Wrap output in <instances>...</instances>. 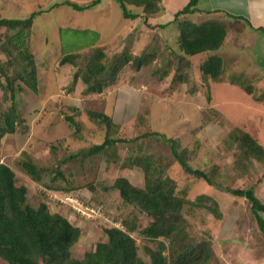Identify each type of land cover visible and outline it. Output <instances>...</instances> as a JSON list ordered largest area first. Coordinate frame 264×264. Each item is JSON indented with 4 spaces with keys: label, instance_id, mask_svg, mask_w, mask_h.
<instances>
[{
    "label": "rangeland",
    "instance_id": "374dc122",
    "mask_svg": "<svg viewBox=\"0 0 264 264\" xmlns=\"http://www.w3.org/2000/svg\"><path fill=\"white\" fill-rule=\"evenodd\" d=\"M66 1L85 5L94 0H0V19H25L36 12L33 34L28 33V37L30 50L38 64V93L34 94L17 82L14 89L19 120L15 132L0 141V164L14 170L17 185L27 189L28 203L36 207L45 201L52 210L64 213L80 229V239L72 248V256L81 259L96 243L107 240L103 223L121 227L123 219L129 215L130 209L120 213L119 197L107 188L123 176L143 185L141 171L129 168V161L124 165L125 160H132L145 151L157 150L159 158H163L161 165H166L167 173L179 184L177 194L188 200L204 194L219 206L220 220L196 210L187 218L191 226L188 230L190 238L198 241L205 233L209 234L218 264H264V236L244 197L231 196L186 174L177 162H171L169 148L160 141L145 139L144 145L142 140L133 141L136 135L146 131L172 139L176 142V152L181 147L188 148L185 163L192 169L205 171L214 165L223 187L250 189L264 202V160L253 161L248 172L239 177L233 169L239 152L233 146H226V143L232 144L229 140L232 135L246 132L264 147V34L252 31L246 21L227 19L224 11L207 13L211 8L226 10L228 0H218L217 3L195 0L194 7L202 13L179 20L200 22L222 18L228 24L222 47L208 54L220 56L224 63L223 73L216 81L209 78L205 81L200 77L199 67L207 54L187 60L180 57L177 28L173 27L168 34V45L159 47L162 50L157 51L152 63L138 72L128 65L101 94H84L80 80L71 86L73 74L84 69L91 50L103 40L106 43L109 40L103 50L107 56L105 60L111 63L124 53L139 55L147 42L151 40L149 45L155 43L160 36L155 31L157 26L142 23L140 33L118 49L125 40L123 22L128 19L123 17L115 0H100L83 12L56 6ZM188 1L177 0L174 6L183 8ZM129 9L136 10L134 7ZM149 22L155 23L153 17ZM4 35V29H0V63L15 62L19 58L15 50L7 52L1 47L7 41ZM149 49L147 47L145 51L149 52ZM68 54H81L76 60L77 66L59 63L60 57ZM10 69L17 71V66ZM164 73L169 74L162 77ZM179 75L183 77L182 82L174 80ZM2 92L0 89L1 113L7 111L11 103L10 100L1 101ZM90 111H102L109 116L115 114L111 117L116 126L106 130V125L90 119ZM65 116H71L74 124L67 123ZM105 138H119L128 143L110 145L98 154H80L62 164L64 174H75V192L60 198L66 203L55 206L44 186L50 183L49 177L57 162L99 145ZM194 144L198 147L196 150L190 147ZM25 160L43 170L41 181H32L22 170L21 164ZM131 211L135 213L138 228L148 224L147 217ZM260 216L264 219V214ZM132 235L137 243H142L137 234ZM189 243L190 240H186L182 244ZM144 258L149 263V258ZM0 264L5 263L0 260Z\"/></svg>",
    "mask_w": 264,
    "mask_h": 264
},
{
    "label": "trees",
    "instance_id": "16d2710c",
    "mask_svg": "<svg viewBox=\"0 0 264 264\" xmlns=\"http://www.w3.org/2000/svg\"><path fill=\"white\" fill-rule=\"evenodd\" d=\"M119 5L121 13L126 19H136L140 13L144 18L159 14L161 11L159 3L161 0H115ZM100 0L85 5L71 1L56 5L69 7L77 12H83L97 5ZM195 0H189L188 4L173 15L170 23L177 28V45L180 57L187 58L207 54L199 69L201 79H212L216 81L223 73L224 63L218 55H208L218 51L224 42L227 33V25L224 19H206L200 22L179 20L181 17L202 13L194 7ZM134 7L136 10L129 9ZM208 14L217 13L209 11ZM227 19L238 21L242 19L223 12ZM36 12L25 19H0V29H4L7 37L2 49L7 51L14 49L19 58L16 61L0 63V89H2V102L11 101L8 110L0 112V141L7 134L15 132L19 117L15 98V86L17 82L24 85L34 94L38 93V64L34 53L30 50L28 33L33 34L32 24ZM245 21V20H244ZM247 22V21H246ZM164 28V27H163ZM264 33L262 28L255 29ZM143 50L139 55L122 54L113 62L107 63L106 53L102 48L95 47L91 50L88 61L83 70L73 74L71 86L78 80L84 85V94H101L105 88L113 84L120 72L128 65L135 71L153 62L156 51ZM81 54H68L60 57L61 65L71 64L77 66L76 60ZM185 65H188L186 62ZM17 66V71L10 69ZM162 67V65H161ZM156 71V70H155ZM159 73V71L157 72ZM167 74L161 75L162 77ZM159 78V76H158ZM182 75L174 80L182 82ZM18 87H21L19 85ZM7 94L9 99L7 98ZM90 119L99 124L106 125V130L115 125L114 119L105 112H88ZM67 123L74 124L71 116H65ZM208 121V117L205 118ZM114 122V123H113ZM78 130V126L75 125ZM234 138V139H232ZM228 138L231 143L228 147H235L238 154L235 157L234 172L242 174L248 172V166L253 161L264 160V147L258 143L250 134L241 132ZM152 139L158 140L167 146L171 162H177L186 174L196 179L203 180L210 187H214L231 196L244 197L250 207V212L255 220L256 226L264 236V202L255 196L250 189H234L223 187L219 181V173L216 166L212 165L207 170L192 169L185 161L188 157V148L181 147L176 152V142L159 134L146 131L136 135L133 141ZM143 141V145H144ZM227 142V140H226ZM117 143H128L123 139L105 138L99 145H94L84 152L68 155L57 162L51 171L50 183L45 184L50 202L59 205L60 198L67 197L73 192V173L64 174L61 165L76 159L81 155L98 154L100 151ZM141 143V144H142ZM191 149L198 147L190 146ZM55 149L53 148V151ZM86 152V153H85ZM157 150L153 152H142L132 160L127 158L124 165L129 161V168L139 169L143 174V185L139 186L127 177L117 178L107 189L114 191L119 197L122 214L130 209L129 215L123 219L121 228L103 223L102 230L107 240L100 241L94 248L84 253L81 259L72 256V248L80 239L81 231L76 227L64 213L52 210L45 202H40L36 207L28 203V192L26 187L17 185L16 173L6 165L0 164V260L5 264H218L216 255L211 246L210 235L205 233L198 241L192 240L189 218L194 211H205L216 220L222 218L217 202L207 195H199L193 200L185 199L184 195L177 194L178 183L168 173L165 165H161ZM22 170L34 182L41 181L43 170L30 161H23ZM236 173V174H237ZM93 198H91L92 200ZM49 205V206H48ZM62 207V206H61ZM184 208L186 213L184 215ZM134 212H139L149 219L147 225L138 228ZM134 218H131L133 217ZM133 233L139 236L141 244L133 238ZM190 240L188 245L182 244ZM182 246H179V244ZM180 244V245H181ZM166 254V255H165ZM145 256L149 258L146 263Z\"/></svg>",
    "mask_w": 264,
    "mask_h": 264
},
{
    "label": "crops",
    "instance_id": "0c3cea01",
    "mask_svg": "<svg viewBox=\"0 0 264 264\" xmlns=\"http://www.w3.org/2000/svg\"><path fill=\"white\" fill-rule=\"evenodd\" d=\"M186 0H181V2H185ZM214 3H217L218 0H213ZM229 2H227V9L226 10H222V9H212L211 11H224L227 12L233 16H238L241 17L243 20L239 19V22L242 21H247L245 22V24H249L248 26H251L250 29L252 31H257L254 29H259L262 28L264 30V0H228ZM177 2V0H161V2L159 3L161 11L159 12V14H156L154 16H150L153 17L155 23L149 22V18H144V15L142 13H140V16L136 19H128L125 20L124 23V27L123 29H126L125 31V40L123 41L122 44H120L118 49H122L124 47V45L126 43H128L129 40H131V37H134V35H137L140 33L139 29L142 23L144 24H148L147 26L149 27H154L157 26V34H159L160 39L156 40V42H152V44H148L151 42V40L149 42H147L145 44V46L142 48L141 51L143 50H147V47L150 49H155V51L157 52L158 50H160L161 48L159 47H163L165 45H168L169 43V31H171L172 29H174L173 27H176L175 24L170 23L173 20V15L175 12L179 11L180 9H177L174 6V3ZM214 6V4H213ZM216 8V7H213ZM104 15V14H103ZM151 25V26H150ZM164 27V28H163ZM259 32V31H258ZM123 32L120 33L118 35V38H120L122 36ZM264 34V33H262ZM116 35L114 36V41H115ZM144 43V41L142 43H140L141 45ZM161 45H160V44ZM107 45H109V40L106 43V40H103L102 43L98 44L96 47L102 48L103 47L106 49ZM157 45V46H156ZM168 47V46H167ZM162 50V49H161ZM140 51V52H141ZM172 51V50H171ZM106 53V52H105ZM199 57V56H197ZM115 115V114H114ZM112 115V116H114Z\"/></svg>",
    "mask_w": 264,
    "mask_h": 264
},
{
    "label": "built area",
    "instance_id": "2783aa9c",
    "mask_svg": "<svg viewBox=\"0 0 264 264\" xmlns=\"http://www.w3.org/2000/svg\"><path fill=\"white\" fill-rule=\"evenodd\" d=\"M115 227H117V228H121V227H119V226H117V225H116Z\"/></svg>",
    "mask_w": 264,
    "mask_h": 264
}]
</instances>
